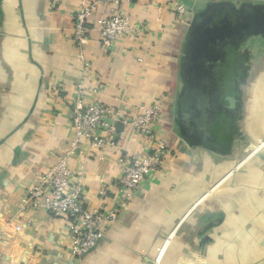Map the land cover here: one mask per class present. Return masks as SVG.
<instances>
[{
  "label": "crops",
  "instance_id": "0c3cea01",
  "mask_svg": "<svg viewBox=\"0 0 264 264\" xmlns=\"http://www.w3.org/2000/svg\"><path fill=\"white\" fill-rule=\"evenodd\" d=\"M216 2L264 5V0L123 5V14L142 33L103 51L95 27L107 7L91 14L88 41L77 49L71 30L79 0H58L55 6L52 0H0V224L12 220L23 227L0 247V264H264V39L241 40L236 58L247 56L244 65L237 63L245 67L237 79L241 94L219 95L223 112L236 124L229 150L208 148L214 125L210 137H187L177 120L191 16ZM177 4L188 13L179 16ZM81 83L87 103L97 100L124 116L132 117L141 105H158L156 130L168 153L126 202L120 196L121 164L145 153V139L121 123L118 148L97 151L85 141L78 144L69 167L74 176L84 168L89 208L119 209V218L104 227L89 254L74 259L66 219L34 209L19 213L18 206L36 175L69 150L75 138L71 105ZM229 96L233 109L225 100ZM103 187L106 198L100 199Z\"/></svg>",
  "mask_w": 264,
  "mask_h": 264
},
{
  "label": "built area",
  "instance_id": "2783aa9c",
  "mask_svg": "<svg viewBox=\"0 0 264 264\" xmlns=\"http://www.w3.org/2000/svg\"><path fill=\"white\" fill-rule=\"evenodd\" d=\"M141 1L143 0H79L71 30L72 41L77 49L87 43V21L100 7L108 8L107 16L98 19L95 27L98 43L103 51H110L127 37L138 38L142 30L133 26L130 17L123 14L121 7ZM57 3L58 0H52L53 6ZM174 11L179 16L188 13L182 4L175 5ZM94 92L97 91H92ZM87 93L83 84H78L77 94L71 105L70 122L75 138L69 150L46 172L36 175V184L27 189L18 206L19 213L34 209L44 211L55 219H66L70 237L69 251L74 259L89 254L103 238L104 227L115 223L119 218V209H108L105 206L89 208L88 194L83 187L84 168L81 166L74 176L69 167V159L74 155L78 144L85 141L97 151L118 148V132L115 129L118 122L128 125L145 139V153L129 155L121 164L120 196L126 202L157 173L168 153L156 130L161 119L158 105H141L134 108L135 114L132 117L124 116L120 109L114 110L97 100L87 103ZM106 192V187H103L99 191V198L105 199ZM124 205L122 203L119 208L122 209ZM22 230L23 227L12 220L0 224V247L8 239L11 240L13 235L21 234Z\"/></svg>",
  "mask_w": 264,
  "mask_h": 264
},
{
  "label": "water",
  "instance_id": "95a60500",
  "mask_svg": "<svg viewBox=\"0 0 264 264\" xmlns=\"http://www.w3.org/2000/svg\"><path fill=\"white\" fill-rule=\"evenodd\" d=\"M235 7L216 2L196 12L190 23L181 66L183 89L177 101L178 125L187 137H210L220 95L213 67L225 58L224 48L239 46L245 37L264 39V5ZM225 100L228 109H233L235 99L229 96ZM120 125L116 123L115 129Z\"/></svg>",
  "mask_w": 264,
  "mask_h": 264
},
{
  "label": "trees",
  "instance_id": "16d2710c",
  "mask_svg": "<svg viewBox=\"0 0 264 264\" xmlns=\"http://www.w3.org/2000/svg\"><path fill=\"white\" fill-rule=\"evenodd\" d=\"M238 48V46L234 47L229 44L225 47L227 54L226 61L223 63L220 73L221 80L219 81V87L223 96L232 95L237 97L241 94L239 92L240 83L237 79L243 78L245 67L243 66L241 69H238L237 63L244 65L247 56L242 54V58L237 59ZM233 120L227 113L216 116V124L210 129L215 140L213 142H207L208 148L223 152L230 149L236 133V124L233 123Z\"/></svg>",
  "mask_w": 264,
  "mask_h": 264
},
{
  "label": "flooded vegetation",
  "instance_id": "af4514ba",
  "mask_svg": "<svg viewBox=\"0 0 264 264\" xmlns=\"http://www.w3.org/2000/svg\"><path fill=\"white\" fill-rule=\"evenodd\" d=\"M222 15H223V13H221ZM232 21H234V18H232ZM246 38V37H245ZM224 50H225V48H224ZM225 54H226V51H225ZM227 55V54H226ZM226 55H225V58L222 60V61H219V62H217L215 65L216 66H214L213 67V72H214V74H215V78H216V82H217V87H218V89L220 90V92H219V94L221 95V89H220V87H219V81L221 80V75H220V73H221V69H222V66H223V63L226 61ZM217 74H219V75H217ZM223 95V94H222ZM221 101V98H220V100L218 99V106H215L216 107V113L214 114V117H215V121H216V116L217 115H221V114H223L224 112H223V108L221 107V105H220V102ZM223 107H224V105H223ZM227 114H229V112L227 113ZM216 124V122H214V125Z\"/></svg>",
  "mask_w": 264,
  "mask_h": 264
},
{
  "label": "rangeland",
  "instance_id": "374dc122",
  "mask_svg": "<svg viewBox=\"0 0 264 264\" xmlns=\"http://www.w3.org/2000/svg\"><path fill=\"white\" fill-rule=\"evenodd\" d=\"M193 15H194V14H193ZM194 16H195V15H194ZM194 16H191V21H193V19H192V18H193ZM261 83H264V82L262 81Z\"/></svg>",
  "mask_w": 264,
  "mask_h": 264
}]
</instances>
